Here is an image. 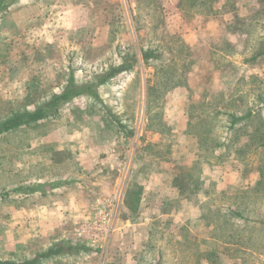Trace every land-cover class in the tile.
Masks as SVG:
<instances>
[{
    "label": "rangeland",
    "instance_id": "374dc122",
    "mask_svg": "<svg viewBox=\"0 0 264 264\" xmlns=\"http://www.w3.org/2000/svg\"><path fill=\"white\" fill-rule=\"evenodd\" d=\"M147 48H156L159 59L144 62ZM122 58L133 74L124 78L127 93L113 96L124 95L131 122L138 111L134 100H147V108L167 101L170 88L191 86L170 92L183 95L196 117L183 127L201 136L181 180L197 185L202 167L221 162L230 181L245 187L230 191L225 207L216 197L210 226L193 222L191 236L168 217L149 223L142 236L140 212L110 203V186L124 179L116 164L91 155L77 174L68 151L47 170L34 168L29 150L37 146L26 136L29 128L9 131L0 135V260L22 262L62 241L84 249L38 264H264V0H6L0 5V121L48 100L70 76L91 82ZM101 95L112 94L75 100L91 115L102 107ZM245 114L230 126V115ZM173 120L176 125L180 115ZM108 122L100 132L103 143L116 134L115 122ZM168 126L166 135H175ZM143 143L140 154L154 150ZM133 171L138 177L139 162ZM45 176L54 191L36 181ZM62 196L77 200L68 206L73 213L66 221L48 219L44 203Z\"/></svg>",
    "mask_w": 264,
    "mask_h": 264
},
{
    "label": "crops",
    "instance_id": "0c3cea01",
    "mask_svg": "<svg viewBox=\"0 0 264 264\" xmlns=\"http://www.w3.org/2000/svg\"><path fill=\"white\" fill-rule=\"evenodd\" d=\"M129 74L132 75L133 72L131 70L123 71L99 86L97 92L108 90L112 95L111 99L100 96L102 107L100 106L95 114H86L83 108L77 105L79 102H76L74 98L64 103L56 116L47 117L10 131H14V133L20 131L19 133H22L23 128H29L26 136H34L32 141L37 146L29 150L30 156H34L31 166L34 168L47 170L56 163V159L60 155H65L68 151L72 153V158L74 157L73 163L78 168L77 174H79V171L80 173L85 172L91 155L99 163L107 158L110 164H116V167L122 170L120 174L124 176L123 180L119 182L116 180L110 186V201L113 200L120 209L125 210L127 213L140 212V233L142 236L146 233L149 234L147 230L149 223L161 220L162 217L182 222L181 224L189 229V235L191 236L194 231V227L191 228L193 222L198 221L202 225H206V222L210 226L216 197L220 196L219 206L225 207V203L228 204L230 191H233L237 186L239 187L238 190L243 189L245 186H241L240 182L230 181L231 176H229L228 168L221 162L213 167H210L209 163H207V168L202 167V173L205 176L197 185L193 182L189 184L186 183L187 181L181 180L183 176L181 175L182 169L188 171L191 167L188 161L193 163L195 161H193L194 156L198 155L196 153L201 136H198L199 133L189 132L183 127L184 124L195 123L196 117L188 114L189 104L184 102L183 95L173 93L177 91L178 93L187 92V88H191V86L176 85L170 88L165 97L167 101L158 102L154 106H149L150 108H146L147 100H134L138 111L136 119L131 122L124 113V95L122 98L113 96L115 93L117 95L127 93L130 84L124 78ZM196 86H198V83H196ZM138 91H141V87ZM171 91L174 92L170 94ZM187 102H189V99H187ZM72 108L77 109L76 117L73 115ZM78 109L80 110L78 111ZM174 114H179L181 117L176 125L173 120ZM60 117H63L64 124L59 127H57L58 124L53 125L52 123ZM108 119L115 122L114 130L116 134L103 143L104 140L100 137V132L106 130L109 126ZM165 123L172 126L171 132L176 133L177 136L168 137L166 135ZM93 124L96 127H92ZM43 125H48V128L42 131L40 128ZM118 127L120 132L116 131ZM142 142L146 145L144 147L146 150L148 146L151 148L155 146L156 149L143 151L140 154L139 148L142 146ZM164 146L166 150H163ZM138 162L141 173L136 171L138 177L133 178V170L134 167L138 166ZM77 178H79L78 175ZM50 179L52 178L45 176L43 180L36 179V181H47L48 184L45 186L54 191L53 185L48 182ZM253 183L250 184L253 185ZM76 184L78 185L77 182ZM118 184L120 185L118 186ZM61 186L65 185H60L56 189L58 190ZM116 189H118L117 193H115ZM132 189L139 190L140 194L138 209L135 212L130 211L124 205L125 194ZM58 198L50 203H44L46 204V213L50 217L48 219L66 221L68 215L73 213V209L68 206H75L77 200L69 196Z\"/></svg>",
    "mask_w": 264,
    "mask_h": 264
},
{
    "label": "trees",
    "instance_id": "16d2710c",
    "mask_svg": "<svg viewBox=\"0 0 264 264\" xmlns=\"http://www.w3.org/2000/svg\"><path fill=\"white\" fill-rule=\"evenodd\" d=\"M6 0H0V5ZM142 58L144 62L149 60L159 59L160 55L155 49L147 48L142 50ZM256 57V56H254ZM132 68V63L122 58V62L117 65H110L102 73L96 75L93 81L85 83L75 82L70 76L66 84L58 93L51 94L50 98L32 110H24L22 112L13 113L11 116L0 121V135L20 126H26L32 122L39 121L47 117L56 116L64 103L71 101L79 96L88 95L93 98L97 97V88L109 79L123 71H129ZM231 116L230 126L233 127L238 121L246 119L249 114L244 116ZM21 189V188H20ZM130 198V199H128ZM140 200L139 190L132 189L126 192L124 197V205L132 212L137 211ZM74 249H84V246L74 245L65 242H57L46 250L36 253L31 259L23 260L22 262H13L10 260H0V264H38L44 260L69 253Z\"/></svg>",
    "mask_w": 264,
    "mask_h": 264
},
{
    "label": "built area",
    "instance_id": "2783aa9c",
    "mask_svg": "<svg viewBox=\"0 0 264 264\" xmlns=\"http://www.w3.org/2000/svg\"><path fill=\"white\" fill-rule=\"evenodd\" d=\"M110 203H111L112 205H113V204L115 205V203H114V201H113V200H111V201H110Z\"/></svg>",
    "mask_w": 264,
    "mask_h": 264
}]
</instances>
